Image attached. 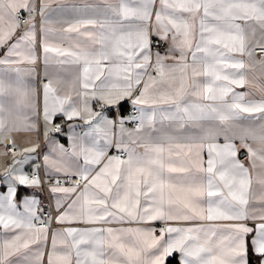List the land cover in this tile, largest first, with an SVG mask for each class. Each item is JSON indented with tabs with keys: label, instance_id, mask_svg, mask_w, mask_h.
Wrapping results in <instances>:
<instances>
[{
	"label": "snow or ice",
	"instance_id": "snow-or-ice-1",
	"mask_svg": "<svg viewBox=\"0 0 264 264\" xmlns=\"http://www.w3.org/2000/svg\"><path fill=\"white\" fill-rule=\"evenodd\" d=\"M53 2L39 0L42 20ZM103 3L101 18L77 19L63 29L88 37L87 46H73L78 50L48 43L49 30L41 29L44 52L70 58L55 63L78 66L64 81L63 96L52 80L44 84L46 124L62 113L91 126L79 143L73 141L75 168L45 157L46 166L76 178L68 187L57 179L50 188L71 201L56 223L91 226L52 232L47 264H165L175 253L178 264H249V253L264 264V0ZM36 13L37 0H0V49L7 46L0 58V97H11L7 109L0 101V131L35 108V92L23 79L28 70L13 66L35 63ZM153 37L169 43L165 55L153 51ZM249 84L259 98L235 90ZM88 97L103 105L130 99L139 115L128 119L137 126L127 131L123 117L113 121L93 112ZM117 123L119 154L109 156V135ZM240 148L250 167L237 159ZM13 178L26 186L41 183L36 176ZM16 197L11 184L0 195V230L12 233L0 240V264H43L51 220L37 226L38 201L24 197L18 206ZM60 207L57 201V211ZM153 221L163 224L158 234L155 227L105 226Z\"/></svg>",
	"mask_w": 264,
	"mask_h": 264
},
{
	"label": "crops",
	"instance_id": "crops-1",
	"mask_svg": "<svg viewBox=\"0 0 264 264\" xmlns=\"http://www.w3.org/2000/svg\"><path fill=\"white\" fill-rule=\"evenodd\" d=\"M104 7L105 5L103 3V0H54L46 13L45 19L42 20L41 16L39 15V0H37V13L35 15L34 21L36 31V44L34 48L35 63L13 66L28 70L27 73L23 74V79L26 81L28 87L31 90H34L36 96V104L34 109L24 110V114L21 116V118L15 120L14 127L12 121L9 120L6 122V128L3 131H0V195H6L8 186L9 184H11L17 190L16 201L18 203V206L20 204V201L24 197L35 199L36 201H38V203L35 205V212L37 217L46 203L48 201L51 202L52 208L56 214L53 218V227H49V239L47 242V246L44 248L45 258L43 264H47V252L50 250L52 232L63 230L65 227L84 228L91 226L84 224L56 223V218L66 209L67 203L71 202L70 200H66L65 194L61 192H51L50 188L53 186L49 187L46 193L41 183L39 186L21 185L13 177L19 174L29 176V173L32 170L37 169V164L39 162L41 163V168L44 176L63 177V173H58L51 167L45 165V157L47 156L49 161L63 159L67 161L72 168H75L77 158L72 155L73 141L75 140L77 143H79L80 138H83L85 136V133L90 132L91 126L85 123V121L81 118H73L72 120H68L62 113H58L53 116L51 122L46 124L43 115L44 84L47 83L49 79L52 80L53 87L57 89V95L63 96L66 90L64 81L69 80L76 75V69L78 66L72 64L61 65L55 63V60L70 58L56 57L54 53L46 54L42 46L45 35L41 31V29L43 28L49 30L46 37L48 43L65 49L72 48V50L74 51L78 50L73 46L76 43L87 46L88 44H90L88 37L82 36L76 32L67 33L64 32L63 29L67 27L69 23L75 22L77 19L101 18L100 9ZM53 9L55 11H53ZM27 15L28 14L26 12H24L23 10L21 11V16H25L27 18ZM87 30L88 29H81V32ZM17 34L19 35V33ZM153 40L161 41L156 37H153ZM12 42L14 41H10L9 43ZM163 42L165 43V46L163 48L154 50V52L159 51L162 56L167 53V49L169 47V43L167 41ZM6 47L7 46H5V49H0V58L4 57ZM46 56L48 58L47 64L45 63ZM244 59L247 60V57H244ZM171 62L172 61L170 60L166 61V63ZM258 68L259 66H257V71L255 73L256 75H259ZM14 75L15 74L13 73V76ZM252 77L253 74L249 73V80H252ZM145 79H147V77H145ZM138 87H142V85ZM235 90L237 92L251 93L252 95L249 98H259L261 95L257 87L252 84H249L245 88H236ZM74 99L79 102L83 98L74 96ZM10 100L11 97L8 96L0 97V101L4 103L6 109L9 107ZM88 103L93 112H99L107 119L113 121L119 120L121 111L125 110L128 107H134L130 99L123 100L119 105H103L102 101L88 97ZM5 115L7 116V112H5ZM25 116L27 117L26 119L24 118ZM97 119H99V117H97ZM55 122H59L61 124V129L57 133H53V125ZM93 123H95V121H93ZM46 127L47 136L45 135ZM160 127L162 126L160 124H157V128ZM124 128L127 131H132L135 129L134 127L129 126L126 121L124 123ZM145 131L147 132L148 129L146 128ZM186 131L190 133L193 131H198V129H188ZM120 138V130L117 123L111 128V132L109 135V139L112 142L107 149V153L109 156L116 155L118 153L114 145ZM123 139L127 142L128 136L125 134ZM90 140L91 137H86L84 139V142L87 144L90 143ZM13 142L15 143L13 152H7V145L11 144L13 147ZM103 143V140H101V145H103ZM220 143H223L222 137L220 138ZM236 143L239 146V141H237ZM26 148H35V151L28 152L25 151ZM138 151H143V149H138ZM202 155L204 160L206 161V149L202 153ZM237 159H240L245 164V166L250 167L245 149H239ZM78 162L82 164V158ZM256 171L259 172L260 169L257 168ZM60 186L68 187L70 185ZM253 188H259V185L255 183V178L253 180ZM72 198H75V194H73ZM57 201H60L61 204L59 211H57ZM251 206L252 205H250V207ZM19 211H24L22 206L19 207ZM214 223L230 224L236 223V221H217ZM246 223L250 227L254 226L253 221H247ZM105 226L113 228L155 227L158 234L159 229L163 227V224L160 221H153L150 224L116 223ZM11 235L12 233H5L3 232V230H0V240L10 238ZM32 247L35 248L36 245H33ZM174 256H176L178 264L179 253H175L172 257ZM172 257L166 258L165 264L167 263V260ZM253 259L255 260L256 264V257L253 256Z\"/></svg>",
	"mask_w": 264,
	"mask_h": 264
},
{
	"label": "built area",
	"instance_id": "built-area-1",
	"mask_svg": "<svg viewBox=\"0 0 264 264\" xmlns=\"http://www.w3.org/2000/svg\"><path fill=\"white\" fill-rule=\"evenodd\" d=\"M23 19H27L25 16H22ZM165 46V43L163 41H154V45H153V51L157 50V49H161ZM258 56H260V53H257ZM139 113L135 110L134 107H128L125 110L121 111L120 113V118L123 117L124 120L126 121V123L131 126V127H136L137 126V121H129V117H136L138 116ZM59 126L61 129V124L59 122H55L53 125V133H57V131H55V127ZM7 152H13V147L11 144L7 145L6 148ZM119 153H117L116 155H118ZM125 158V157H123ZM33 176L39 177L40 181H41V185L44 189V191L47 193V190L49 187L54 186L57 184V179L60 180V185H71L73 183V181L76 179L75 177L72 178H66L65 176L63 177H46L43 174L42 168H41V163L39 162L37 164V169L32 170L29 173V178L31 179ZM55 211L52 208V204L50 201H48L46 203V205L42 208V210L39 212L38 217L39 220H36L35 223L37 226H40V221H44V222H48L49 219L51 220L50 223V228L53 227V218L55 216Z\"/></svg>",
	"mask_w": 264,
	"mask_h": 264
},
{
	"label": "trees",
	"instance_id": "trees-1",
	"mask_svg": "<svg viewBox=\"0 0 264 264\" xmlns=\"http://www.w3.org/2000/svg\"><path fill=\"white\" fill-rule=\"evenodd\" d=\"M166 264H177L176 256L168 259ZM249 264H255V260L253 259L251 253H249Z\"/></svg>",
	"mask_w": 264,
	"mask_h": 264
}]
</instances>
